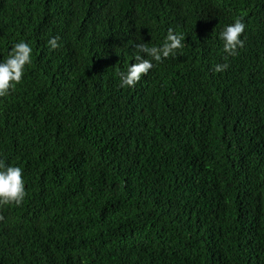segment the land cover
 Listing matches in <instances>:
<instances>
[{"label":"trees","instance_id":"1","mask_svg":"<svg viewBox=\"0 0 264 264\" xmlns=\"http://www.w3.org/2000/svg\"><path fill=\"white\" fill-rule=\"evenodd\" d=\"M169 28L185 47L121 87L129 41ZM20 39L0 156L27 195L0 206V264H264V0H0V59Z\"/></svg>","mask_w":264,"mask_h":264},{"label":"clouds","instance_id":"2","mask_svg":"<svg viewBox=\"0 0 264 264\" xmlns=\"http://www.w3.org/2000/svg\"><path fill=\"white\" fill-rule=\"evenodd\" d=\"M245 22L242 18L226 24L219 33L226 53L225 62L214 65V71L222 72L229 67L227 57L239 55V50L245 46ZM130 40L134 62L129 63L125 70L119 72L121 87H134L142 77L154 67V62H162L165 58L176 57L185 47V34L169 28L167 35L159 44ZM59 36L50 38L47 44L56 49L60 47ZM33 62V47L27 40L15 42L7 56L0 59V97L8 95L17 84L21 83L26 66ZM23 168L7 162V158L0 156V206L21 205L26 198L25 178ZM2 219V217H0Z\"/></svg>","mask_w":264,"mask_h":264}]
</instances>
